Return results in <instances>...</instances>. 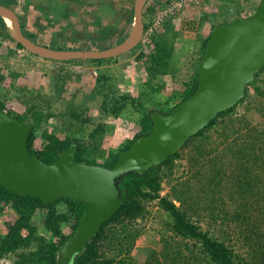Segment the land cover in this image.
Instances as JSON below:
<instances>
[{"label":"trees","instance_id":"16d2710c","mask_svg":"<svg viewBox=\"0 0 264 264\" xmlns=\"http://www.w3.org/2000/svg\"><path fill=\"white\" fill-rule=\"evenodd\" d=\"M81 2L84 4L86 1L80 0ZM260 2L261 0L255 5L258 7ZM167 3L169 1L148 3L143 15H151L152 18ZM29 5L27 6L29 7ZM100 5L102 4L100 3L98 8L93 9L94 12L100 11ZM105 5L108 12L103 11L99 14L103 17H111V23L107 24L104 35L100 39L106 41L118 32L115 36L116 42L119 43L128 35L129 30L120 29L121 19H123L120 16H123L122 11L114 7L111 2H107ZM242 12V10L241 12L237 11L236 15L224 17L212 24L210 31L201 41L198 57L192 65L193 73L190 78L182 82L183 88L181 90L173 91L172 94L164 97L165 99L161 95L164 91L165 81L161 78L167 74L175 78L177 70L173 65L176 54L177 29L173 26L175 23L168 20L163 22L162 31H160L161 29L157 30L151 37L155 45L145 59L148 79L144 83L146 88H142L138 96H133L127 91L121 92L114 82V76L103 72L95 75V81L92 83L89 92L84 93L79 87L78 90L70 94V97H66L67 83L70 81L79 82L83 76L80 71L72 74L69 71H63L58 66L50 73L51 88L42 91L41 87H29L27 84L19 82L22 74L19 67L17 69L11 68V77L0 73V108L31 125L28 148L31 154L36 155L43 162L52 163L56 161L60 151L74 145L76 147L75 157L78 161L111 167L135 138L151 131L153 126L152 113L154 111L169 113L177 103L194 93L198 85V62L204 53L212 29L218 24H228L236 18L248 17L253 13L250 9L246 11V14ZM229 14L228 16H230ZM133 17L134 9L132 6L128 21H133ZM21 22L23 29H25L28 26L27 19L22 18ZM149 23L150 21L144 22L145 29ZM66 26H64L62 33L65 34L66 30L71 29L73 32L71 39H76L75 25L69 22ZM24 34L39 43L34 32L24 30ZM112 45L103 46L101 49ZM48 46L56 49L69 48L58 42L57 39H54L53 44ZM19 48L24 50L25 60H29L30 56H38L28 52L21 43L15 41L10 25L0 16V58L4 57L6 60L14 58L17 61L16 51ZM80 48L84 49L82 46L69 49ZM19 59L21 58L19 57ZM45 59L56 63L73 62L76 64L86 61V59L64 61ZM116 59L117 57L87 60L102 63ZM16 61H6V65L11 66V63L14 65ZM263 70L264 67L256 73L255 79L248 83L244 98L240 99L233 107L219 112L183 147L197 137L206 138L211 142L212 135L207 133L217 125L219 119L224 122L220 136L224 139L227 138L234 125L232 120L225 118L235 111L237 105L246 100L251 87L255 92H261L257 83ZM97 98L101 99L99 105L100 120L88 113L87 103L89 99L96 100ZM8 101H16L21 109L17 111L9 109L6 105ZM130 112L137 115L135 122L140 127L139 130L133 136L125 137L115 147H103L106 138L114 130V125L107 123L106 118L127 117ZM53 120L55 122H52ZM240 122H245V120L240 119ZM38 138L42 139L41 148L35 146V141ZM240 149L239 147L238 150ZM178 156H180V150L160 165L153 166L143 173L130 170L115 179L122 198L120 207L86 244L84 251L73 258L72 264H136L133 249L136 239L141 234L140 228L136 225V220L146 215L147 203L152 200H158L160 207L170 214L172 232L177 237L192 242V244L185 243V246L191 257L197 261L195 264H202V261L206 264H264V239L259 235L258 238H253L252 254L249 253V256L248 252L246 255L241 254L236 252L232 244L215 236L211 229H204L200 224L193 221L183 208L184 205L179 206L169 197L161 196L163 174L167 173L163 167L172 170L173 162ZM253 167L255 166L246 167V164H241L238 167L244 174L238 176L236 183L237 190L242 196L244 208L237 209L231 215V219L237 220L240 224L253 219H256L255 222H257V216L247 209L248 207L251 209L256 202L254 197L256 192L252 188L256 180L254 177L251 179L248 176L255 169ZM258 179L262 180V178ZM177 198L181 205L185 203L183 195H179ZM85 211L86 205L81 201L58 197L52 202H46L37 196L16 193L0 182V216L13 218V220H4V229L0 228V264H56L59 248L77 229L80 217ZM39 214L42 215V219L38 216ZM32 217L39 219V223ZM255 222L252 225L254 227L257 224ZM222 224H226V222L223 220ZM64 227H68L70 232L65 233ZM166 243L168 242L166 241ZM256 246L258 249H255ZM178 253L181 254V251L179 250Z\"/></svg>","mask_w":264,"mask_h":264},{"label":"rangeland","instance_id":"374dc122","mask_svg":"<svg viewBox=\"0 0 264 264\" xmlns=\"http://www.w3.org/2000/svg\"><path fill=\"white\" fill-rule=\"evenodd\" d=\"M85 1L82 4L80 0H0V4L11 8H16L18 5V12L22 13V16L28 21L27 28L34 31L36 35L43 37L47 43L51 41V36L58 42L63 41L64 43L61 44L64 46L68 44L67 46L70 47L82 46L85 49H101L103 46L118 43L115 36L118 32L106 41L100 39L104 35L107 24L111 23V17H103L99 14V12L107 11L105 5L107 2H111L114 7L122 11L123 16H120L123 19H121L120 29L130 31L133 21L129 22L128 18L134 0ZM167 1L172 2L173 0H147L146 4ZM258 1L204 0V3L200 5L194 3V5L190 4L180 9L175 8L174 13L165 18L164 21H173L175 23L173 26L177 29L176 54L173 60V65L177 70L175 78L170 74L161 78L165 81L164 91L161 93L163 99L172 94L173 91L181 90L183 88L182 82L190 78L193 73L192 65L198 57L201 41L210 31L212 24L222 20L225 16L236 15L237 11L241 12L242 10V13L246 14V11L250 9L253 12L257 9L255 4ZM31 3L32 5L27 9L26 6ZM100 3L102 4L99 8L100 11L94 12L93 9L98 8ZM168 4L164 8H167ZM206 4L208 5L207 8H205ZM41 9L42 15L47 18V23L43 22L42 19L39 20V17L42 16L39 13ZM57 14L62 20L58 22L48 21L50 15ZM150 18L151 15H143L144 22L151 21ZM69 22L75 25L76 39H66L62 33L64 26L67 27ZM54 24L56 28H53L52 34ZM44 28L47 29L44 30ZM160 29L161 27L158 30ZM72 33V30L68 29L65 36L71 37L73 36ZM141 49L139 43L130 51L117 56L115 61L95 63L86 59V61L78 62V64L73 62L56 63L41 56L30 55L29 60H25V53L22 55L16 51L17 61L14 58L10 60H6L4 57L0 58V73L10 76L12 74L11 68L20 67L22 74L19 82L27 84L29 87H41L42 91H46L52 85L50 73L58 66L63 71H69L72 74L80 71L83 76L79 82L77 81L78 84L74 81L67 83L68 90L65 95L70 97V94L78 90L79 87L84 93L89 92L92 83L95 81V75L104 72L114 76V82L121 92L127 91L133 96H138L140 90L146 88L144 83L147 81L148 75L145 59L150 54L144 55ZM5 60L8 62L16 61V64L11 63V66H7ZM134 61L137 62L135 65ZM9 80L10 78L7 83ZM257 84L260 86L261 92H255L251 87L246 100L237 105L235 111L225 118L232 120L234 125L228 137L224 139L220 136L224 122L219 119L217 125L207 133L212 135L211 142L201 137L192 139L187 146L180 149V156L175 158L172 170L163 167L167 173L165 175L162 173V189L160 191L161 196L169 197L179 206L184 205L183 208L193 221L200 224L204 229H211L215 236L232 244L236 252L245 255L248 252V256L249 253L252 254L253 238L256 239L259 235L264 239V70L260 74ZM100 102L101 99L97 98L96 100L89 99L87 103L88 113L99 118V120L101 119ZM149 103L151 102L149 101ZM6 105L9 109L16 111L21 109L16 101H8ZM136 117L135 113L130 112L127 117L106 118L107 123L114 125V130L106 138L103 147H115L125 137L133 136L140 128L135 122ZM240 119L245 120V122H240ZM35 146L37 148L42 147L41 138L35 141ZM239 147L240 150H238ZM257 157L258 160H256ZM241 164H246V167L255 166L252 174L248 176L256 180V184L254 183L252 187L256 192L254 196L256 202L251 209L246 208L257 216V222H255L256 219H253L240 224L237 220L231 219V215L237 209L244 208L242 196H240L236 185L238 176L244 175L238 169ZM258 178H262V180L260 181ZM179 195L185 197V203L182 205L177 198ZM38 216L42 219L41 214ZM6 219L9 217L0 216L1 229H4V220ZM10 219L13 220L12 217ZM32 219L39 223V219L35 217ZM223 220L226 224H222ZM253 221L257 223L255 227L252 226ZM171 224L170 214L160 207L158 200L147 203L146 215L136 220V225L141 230L133 249L136 264L197 263L185 246V243L192 244V242L177 237L171 230ZM63 231L69 233L70 229L64 227ZM255 249H258V246ZM179 250L181 254L178 253ZM201 263L206 264L204 261Z\"/></svg>","mask_w":264,"mask_h":264},{"label":"water","instance_id":"95a60500","mask_svg":"<svg viewBox=\"0 0 264 264\" xmlns=\"http://www.w3.org/2000/svg\"><path fill=\"white\" fill-rule=\"evenodd\" d=\"M147 0H134V17L128 35L103 49H56L37 43L24 32L19 13L0 4V16L11 27L15 41L30 53L54 60L117 57L135 48L144 34L143 12ZM198 85L194 93L169 113L154 111L148 134L134 139L111 167L78 161L74 145L45 163L28 148L31 125L0 108V182L23 195L46 202L58 197L86 205L77 229L61 245L56 264H72L86 244L121 205L115 179L127 171L145 172L177 153L184 144L214 119L245 97L248 83L264 67V0L248 17L216 25L198 62Z\"/></svg>","mask_w":264,"mask_h":264},{"label":"built area","instance_id":"2783aa9c","mask_svg":"<svg viewBox=\"0 0 264 264\" xmlns=\"http://www.w3.org/2000/svg\"><path fill=\"white\" fill-rule=\"evenodd\" d=\"M194 3L200 5L204 3V0H173L172 2L169 1L167 8H163L159 13L153 15L148 27L144 30V34L140 41V46L142 47L141 50L144 55L150 53L152 48L154 47L155 43L151 40V37L163 25L165 18L169 15H172L174 13L175 8L180 9L190 4L194 5ZM207 7L208 5L206 4L205 8ZM17 52L22 55L24 54V50L20 48L17 49ZM136 63L137 62L134 61V65Z\"/></svg>","mask_w":264,"mask_h":264},{"label":"crops","instance_id":"0c3cea01","mask_svg":"<svg viewBox=\"0 0 264 264\" xmlns=\"http://www.w3.org/2000/svg\"><path fill=\"white\" fill-rule=\"evenodd\" d=\"M40 4V3H39ZM32 5V3L29 5V7ZM27 7V9H28V6H26ZM40 8H41V4H40ZM16 11L18 12V10H17V6H16ZM79 9V8H78ZM38 12V11H37ZM19 14H21V15H23L22 13H20V12H18ZM39 13L42 15L43 14V12H42V9L39 11ZM70 17H71V15H70ZM23 18L25 19V17L23 16ZM225 18H226V16H225ZM40 19H42V21L43 22H46L47 23V18H45L43 15L41 16V18L39 17V20ZM49 20H51V21H54V22H58V21H60V20H62V18L59 16V14H57V15H50V18L48 19V21ZM42 23V22H41ZM58 32H61V31H58ZM37 36V35H36ZM39 37V39L38 40H40V38H41V36H38ZM43 38V37H42ZM68 45V44H67ZM66 45V46H67ZM67 47H69V48H74V47H70V46H67Z\"/></svg>","mask_w":264,"mask_h":264},{"label":"flooded vegetation","instance_id":"af4514ba","mask_svg":"<svg viewBox=\"0 0 264 264\" xmlns=\"http://www.w3.org/2000/svg\"><path fill=\"white\" fill-rule=\"evenodd\" d=\"M18 6V5H17ZM20 15V18L22 19L23 18V16L21 15V14H19ZM24 19V18H23ZM28 22V21H27ZM22 23V22H21ZM27 26V25H26ZM53 28H56V26H55V24H54V26L52 27V34H53V32H54V29ZM47 28H44V30H46ZM24 30H29V31H31L30 30V28L28 29L27 27L25 28V29H23V32H24ZM43 31V30H42ZM32 32H34V31H32ZM35 33V32H34ZM36 34V33H35ZM64 35V37H66V39H68V38H71L70 36L69 37H67V36H65V34H63ZM39 39V37H38V35H37V40ZM39 41V43L40 44H43V45H49V44H53V41H54V39H53V36H51V41L50 42H45V40H43V38L41 37L40 38V40H38ZM61 41V40H60ZM61 43H64L63 41H61ZM65 46H66V44H65Z\"/></svg>","mask_w":264,"mask_h":264},{"label":"bare ground","instance_id":"6f19581e","mask_svg":"<svg viewBox=\"0 0 264 264\" xmlns=\"http://www.w3.org/2000/svg\"><path fill=\"white\" fill-rule=\"evenodd\" d=\"M6 20L11 23V19L9 17H6Z\"/></svg>","mask_w":264,"mask_h":264},{"label":"clouds","instance_id":"9594fccd","mask_svg":"<svg viewBox=\"0 0 264 264\" xmlns=\"http://www.w3.org/2000/svg\"><path fill=\"white\" fill-rule=\"evenodd\" d=\"M254 12V11H253ZM85 49V48H84Z\"/></svg>","mask_w":264,"mask_h":264}]
</instances>
